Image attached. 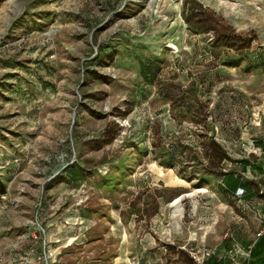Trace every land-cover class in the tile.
Here are the masks:
<instances>
[{
    "label": "rangeland",
    "instance_id": "374dc122",
    "mask_svg": "<svg viewBox=\"0 0 264 264\" xmlns=\"http://www.w3.org/2000/svg\"><path fill=\"white\" fill-rule=\"evenodd\" d=\"M186 1L0 0L1 264L25 253L47 264L44 249L49 264H180L179 250L224 256L226 242L258 239L264 0H193L254 38L244 54L192 31ZM212 134L251 169L227 162V176L187 179L193 153L172 147L206 165L200 136ZM71 166L82 180L68 181ZM238 176L256 197L231 196Z\"/></svg>",
    "mask_w": 264,
    "mask_h": 264
},
{
    "label": "trees",
    "instance_id": "16d2710c",
    "mask_svg": "<svg viewBox=\"0 0 264 264\" xmlns=\"http://www.w3.org/2000/svg\"><path fill=\"white\" fill-rule=\"evenodd\" d=\"M183 19L188 27L195 33L201 34L213 32L215 35V45H222L223 47L229 50H234L240 54H244L252 48V44L254 41V38L252 36L236 33L232 30V27L230 25H226L224 24V22H222V18H220L219 15L203 8L200 4L196 3L193 0L186 1L183 8ZM259 56L261 57V54ZM233 64L231 63V65ZM173 104L174 103L172 102V105ZM114 136L115 135L111 136L109 143L114 140ZM200 139L201 140L199 145L204 151L205 157L207 159L206 165L204 164V162H201L199 160L197 150H194V148L182 144L172 147L174 148V150L181 151L180 153H186V150L190 149L191 153L193 154L188 157L190 158V160L196 161V164L192 166V172L190 173V175L186 177L183 172L181 175L182 177H186L187 179L196 178L201 183H204L207 181H213L215 178L220 176H227V174L223 171V167L227 162L231 164H241L244 171L251 169V167L253 166H251L250 162L247 159L236 160L235 158H232L226 148L216 139L215 134H212L211 136L201 135ZM162 143V138H159L158 144L153 145V148L159 149V153H157L156 155L159 158H162V161H160V165L172 167L174 164L173 162L176 161V156L170 148L167 149L164 145H162ZM199 166H201V168H199ZM253 167L255 168H253L252 171L256 176V178L253 179H257V177L264 178V168L262 164ZM187 168H189V166ZM262 171L263 173H261ZM68 172L70 175L68 181L72 182L82 180L81 172L77 169H74L73 166L69 168ZM200 173L201 175H199ZM232 175H235V172H231L228 177H231ZM240 178L241 177L238 176L237 180L235 179L229 182V187L231 196L241 203L245 200H250L256 197L257 192L253 188L256 185L254 182L243 181L242 183L239 180ZM247 187H252L254 189V192H248ZM239 190H243V195L240 197L237 195ZM262 197L264 199V193ZM225 246L228 249L226 251V258L229 259L233 264V260L231 259L230 255L233 252L234 248L227 242L225 243ZM177 253L182 260L180 264H198L192 258H190V256L185 251L179 250ZM218 257L219 256L216 254L211 258L206 259L203 264H221L219 260L222 261V258L218 259ZM251 257H254L255 263L251 262ZM243 260L246 261V264H264V236L260 237L256 241L254 247L251 250L250 257L243 258Z\"/></svg>",
    "mask_w": 264,
    "mask_h": 264
},
{
    "label": "crops",
    "instance_id": "0c3cea01",
    "mask_svg": "<svg viewBox=\"0 0 264 264\" xmlns=\"http://www.w3.org/2000/svg\"><path fill=\"white\" fill-rule=\"evenodd\" d=\"M252 144H253V147L256 148V149H262L261 147L264 145L260 139H256L254 141H251ZM229 154L231 155L232 158H234V156L229 152ZM166 183L169 185V187H172V186H178V185H184L183 183H186L185 181L177 178V177H173V176H170V178L168 179V181L166 180ZM243 183V182H242ZM242 186V185H241ZM184 187V186H183ZM247 190L248 192H254V189L252 187H247ZM230 238V237H229ZM228 238V239H229ZM227 239V238H226ZM258 240V239H257ZM255 240L254 242L252 243H248V239L247 240H240L239 243H237V258L240 259V258H249L250 255H251V251L250 249L252 250V248L254 247V244L256 243ZM224 256H219L218 259H221L222 258V261H220L221 264H232L231 261L229 259L226 258L227 256V253L226 251L224 252ZM22 261H27L29 264H36V262L34 261L33 259V255L31 254H23L20 259L18 260V263L19 264L20 262ZM251 262L255 263V259L254 257H251Z\"/></svg>",
    "mask_w": 264,
    "mask_h": 264
},
{
    "label": "built area",
    "instance_id": "2783aa9c",
    "mask_svg": "<svg viewBox=\"0 0 264 264\" xmlns=\"http://www.w3.org/2000/svg\"><path fill=\"white\" fill-rule=\"evenodd\" d=\"M252 153L258 154V149L253 147ZM237 195L239 197L242 196L243 195V190H239ZM41 230L44 231L42 229V227H41ZM230 236L231 235L228 232L226 234L225 238H229ZM263 236H264V220H263V226H262V228L259 230V232L257 234L258 239L260 237H263ZM237 251H238L237 248L234 247L233 252L230 255L231 259L233 260V264H246L245 260L240 261V260L237 259ZM250 251H251V249H250ZM191 255H192L193 259L197 260L198 264H203L206 259H209L212 256L216 255V252L212 248L206 247V248L203 249V251H202L200 256H197L198 254L196 253V251H192ZM44 256H45V259H46V263L49 264V261H48L49 260V255L47 254L45 249H44ZM4 259H5V255L0 253V264L4 261ZM19 264H29V263L27 261H22Z\"/></svg>",
    "mask_w": 264,
    "mask_h": 264
}]
</instances>
